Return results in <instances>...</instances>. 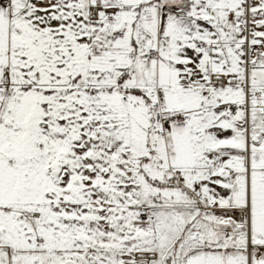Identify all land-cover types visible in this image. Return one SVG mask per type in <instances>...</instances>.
I'll return each instance as SVG.
<instances>
[{
  "label": "snow or ice",
  "instance_id": "obj_1",
  "mask_svg": "<svg viewBox=\"0 0 264 264\" xmlns=\"http://www.w3.org/2000/svg\"><path fill=\"white\" fill-rule=\"evenodd\" d=\"M0 264H264V0H0Z\"/></svg>",
  "mask_w": 264,
  "mask_h": 264
}]
</instances>
